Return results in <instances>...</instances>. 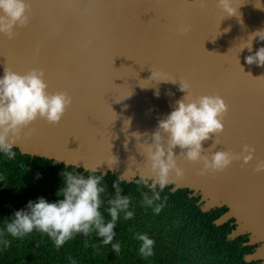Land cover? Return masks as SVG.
Wrapping results in <instances>:
<instances>
[{
  "label": "water",
  "instance_id": "obj_1",
  "mask_svg": "<svg viewBox=\"0 0 264 264\" xmlns=\"http://www.w3.org/2000/svg\"><path fill=\"white\" fill-rule=\"evenodd\" d=\"M26 4L31 6L27 22L14 25L11 38L0 34V70L38 69L46 91H63L70 103L57 123L37 117L22 128L12 148L82 173L124 175L120 181L130 183L151 173L137 140L128 136L124 146L126 134H150L185 94L180 82L188 85L190 99L217 95L226 105L222 131L202 141V154H239L247 145L251 158L201 173L199 161L177 156L182 175L170 173L166 186L172 193L186 189L199 196L203 213L226 208L214 225L232 219L234 229L226 239L246 235L244 245L256 247L244 261L264 264V170L254 171L264 161V65L245 64L249 52L239 51L253 30L264 28V0H234L237 10L231 16H224L216 0ZM260 46L264 41L253 38L252 52ZM126 118L130 125L122 131ZM145 139L141 135L139 142ZM165 139L162 134V143ZM111 155L116 161L109 165Z\"/></svg>",
  "mask_w": 264,
  "mask_h": 264
},
{
  "label": "clouds",
  "instance_id": "obj_2",
  "mask_svg": "<svg viewBox=\"0 0 264 264\" xmlns=\"http://www.w3.org/2000/svg\"><path fill=\"white\" fill-rule=\"evenodd\" d=\"M233 3L234 0H216L224 16L236 14L237 6L234 7ZM255 7L260 8L261 5ZM26 9V0H0V34L11 38L14 34L13 26H22L27 22ZM253 38L264 41V28L253 30L239 45V51L246 48L249 52L244 56L245 64L260 67L264 65V46L252 52ZM153 75L159 74L152 72L151 76ZM46 87L43 74L38 69H31L23 74L6 67L0 70V154L8 159L15 155L12 147L22 128L37 117L55 124L69 105L70 97L65 92L49 93ZM187 88L186 83H179V90L185 94L175 101L174 107L162 119L157 121L155 129L150 134L132 131L125 136V147L128 136L137 140L136 148L140 147L139 152L143 154L151 173L150 177L140 176L136 182L148 187L150 195L147 192L141 193V203L150 207L153 213H159L163 206L162 201L156 202L160 201V192L169 183L170 173L177 177L182 175V169L176 165L177 156H182L189 162L199 161L201 173L219 171L228 166L233 159H240L246 163L251 158L252 149L247 145L241 148L239 154L221 150L212 151L208 155L202 154L204 150L202 141L209 139V134L215 136L222 131L221 117L226 111V105L217 95H201L190 99ZM123 125L122 131H125L130 125V118H126ZM162 134L166 137L163 143ZM141 135L146 137L143 142H139ZM213 143L214 140L209 147ZM173 148L180 151L174 155ZM115 161L116 157L111 155V163L108 161L107 163L112 165ZM260 170H264V161L257 162L254 168V171ZM60 174L61 186L56 191L59 199L50 202L43 197H37L34 201H27L22 209L13 211L10 219L4 223L3 232H0V244L8 246V240L3 239V233L11 237H23L36 230L46 234L56 248L75 233L87 235L90 232L102 238L101 244L108 245L113 241L115 235L113 229L118 217L127 220L133 216L129 208V197L121 195V189L116 182L112 184L115 195L106 201L107 207L104 208L109 217L105 221L100 211L101 194L105 190L102 175L84 176L63 169ZM123 177L124 175H119L117 180H122ZM134 238L140 242L138 254L142 258L152 256L153 240L146 233H136ZM111 249L118 253L119 242L111 243Z\"/></svg>",
  "mask_w": 264,
  "mask_h": 264
},
{
  "label": "trees",
  "instance_id": "obj_3",
  "mask_svg": "<svg viewBox=\"0 0 264 264\" xmlns=\"http://www.w3.org/2000/svg\"><path fill=\"white\" fill-rule=\"evenodd\" d=\"M13 158L0 154V232L13 211L22 209L26 202L43 197L46 201L59 199L57 189L61 186V170L89 174L63 164L52 165L43 158L21 155L17 149ZM37 174H39L37 176ZM137 178L130 183L117 180V175L102 176L104 192L101 194L100 211L105 221L109 219L104 208L106 201L115 195L112 188L116 182L121 195L129 197L130 219L118 217L114 226L113 241L100 243L102 238L90 232L75 233L56 248L46 234L33 230L23 237H11L3 233L8 246L0 244V264H256L245 262L244 257L256 246H246L247 236L227 240L234 229L233 220L215 226L226 208H215L206 213L198 205L199 196H191L186 189L170 192L166 186L160 192L163 206L159 213L141 203V193H149L146 185L138 184ZM136 233H146L153 240V254L142 258L138 254L139 241ZM119 242L120 250L113 252L111 243Z\"/></svg>",
  "mask_w": 264,
  "mask_h": 264
},
{
  "label": "snow or ice",
  "instance_id": "obj_4",
  "mask_svg": "<svg viewBox=\"0 0 264 264\" xmlns=\"http://www.w3.org/2000/svg\"><path fill=\"white\" fill-rule=\"evenodd\" d=\"M27 7H31L30 5H27Z\"/></svg>",
  "mask_w": 264,
  "mask_h": 264
}]
</instances>
